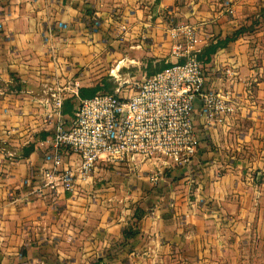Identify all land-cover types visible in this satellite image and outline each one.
Segmentation results:
<instances>
[{"label": "crops", "instance_id": "obj_1", "mask_svg": "<svg viewBox=\"0 0 264 264\" xmlns=\"http://www.w3.org/2000/svg\"><path fill=\"white\" fill-rule=\"evenodd\" d=\"M0 25V264H264V192L248 178L264 174V150H242L264 136V0H0ZM189 33L198 52L238 33L202 64L229 110L196 119L192 165L155 185L146 166L102 167L39 195L42 86L147 76Z\"/></svg>", "mask_w": 264, "mask_h": 264}, {"label": "built area", "instance_id": "obj_2", "mask_svg": "<svg viewBox=\"0 0 264 264\" xmlns=\"http://www.w3.org/2000/svg\"><path fill=\"white\" fill-rule=\"evenodd\" d=\"M188 42L173 48L178 60L170 67L132 83L129 92L123 87L130 81H125L113 94L80 100L75 80L62 88L42 86L40 104L51 135L40 142L46 152L36 186L39 195L57 189L73 192L79 181L87 183L102 167L121 166L138 178L146 166L148 181L155 185L164 169L192 165L199 144L196 119L206 125L219 121L229 110V100L219 91L205 89L191 33ZM66 98L78 101L72 116L61 113ZM73 157L72 165L65 162Z\"/></svg>", "mask_w": 264, "mask_h": 264}, {"label": "trees", "instance_id": "obj_3", "mask_svg": "<svg viewBox=\"0 0 264 264\" xmlns=\"http://www.w3.org/2000/svg\"><path fill=\"white\" fill-rule=\"evenodd\" d=\"M237 35L238 33H235V35L231 38H226L222 41H217L214 44H210L207 47H204L196 56L198 61H200L202 64L207 63L212 55H214L218 50L224 48L229 42L233 41ZM170 66H171V63H166L165 61H158L154 65L152 62L149 61L147 63L146 74L147 76H150ZM99 93L113 94L114 90H112V85L110 83H106L105 81H103L102 83L95 85L93 87H83V88L78 89V98L80 100L88 99V98L94 97L95 95ZM75 108L76 107L72 103V100L66 99L62 103L61 113L65 116H72ZM41 138L44 139L45 136H42ZM32 150H33L32 145L30 146L28 145V147L22 150V155L27 156L29 153L32 152ZM93 264H103V261L102 259H98Z\"/></svg>", "mask_w": 264, "mask_h": 264}, {"label": "rangeland", "instance_id": "obj_4", "mask_svg": "<svg viewBox=\"0 0 264 264\" xmlns=\"http://www.w3.org/2000/svg\"><path fill=\"white\" fill-rule=\"evenodd\" d=\"M159 61H165L166 63H172L171 61H166V59L164 58H160ZM113 66H109V70L110 72L112 70H114L117 66H118V62H115L114 64H112ZM122 65V64H121ZM121 67V66H120ZM123 67V66H122ZM123 71L120 70L119 73L116 74L117 78H112L110 76H104L103 78H96L94 80H87V79H91V78H85L82 82V86L83 87H93L95 85H98L100 83H102L103 81H105L106 83H110L112 85V90H115L121 83L125 82V81H130V84L128 85H124V90L126 92H129L131 90H133V84L132 83H138L142 80V76L139 78H136L134 81L129 80L127 75H124L122 73ZM66 99H70L72 100V103L74 104V106H77V99L76 98H66ZM258 138H255L254 140L256 141L255 143H251L250 145H247L246 147H244V149H242L244 152L246 153H254L255 151H263L264 150V143H262L264 141V136H262V134H258ZM261 137V138H260ZM261 140V141H260ZM262 143V144H261ZM251 162H254V160H252ZM256 173V172H255ZM247 177V176H246ZM248 178H252L251 181H253L255 183V185L260 186L263 189L264 192V174H255V175H251V177ZM263 185V186H262ZM264 197V196H263ZM263 205H264V201H263ZM264 214V213H263ZM260 254L263 256L258 257L260 262H264V245H262L261 247V251ZM251 260V258H250ZM251 262V261H250Z\"/></svg>", "mask_w": 264, "mask_h": 264}]
</instances>
